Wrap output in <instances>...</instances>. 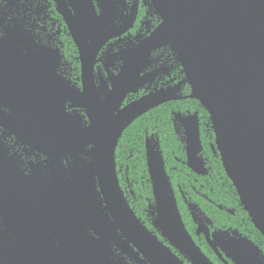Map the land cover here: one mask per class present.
Returning a JSON list of instances; mask_svg holds the SVG:
<instances>
[{
	"label": "water",
	"instance_id": "1",
	"mask_svg": "<svg viewBox=\"0 0 264 264\" xmlns=\"http://www.w3.org/2000/svg\"><path fill=\"white\" fill-rule=\"evenodd\" d=\"M137 1L117 25L118 6L124 8L125 0H53L79 53L83 92L76 102L91 125L78 142L93 145V160L85 179L67 185L10 181L0 163V264H128L111 243L122 255H129L130 245L140 264H184L131 209L115 166L125 128L157 106L181 99L177 87L166 88L121 109L126 95L140 85L151 52L164 46L174 52L190 87L184 98L196 100L208 114L224 173L264 237V0H149L161 26L117 53L122 66L99 100L93 84L96 56L108 40L132 27ZM176 119L183 128L187 167L207 175L197 114ZM57 120L55 141L73 144L75 134L60 138L64 130ZM146 159L153 227L192 264H213L182 222L158 143L146 147ZM194 221L197 235L204 234L218 255L219 248L235 264H264L261 250L246 237L215 232L210 238L209 221L196 215Z\"/></svg>",
	"mask_w": 264,
	"mask_h": 264
},
{
	"label": "flooded vegetation",
	"instance_id": "2",
	"mask_svg": "<svg viewBox=\"0 0 264 264\" xmlns=\"http://www.w3.org/2000/svg\"><path fill=\"white\" fill-rule=\"evenodd\" d=\"M133 1L125 0L124 8L118 6V16L114 20V24L122 25L128 18ZM94 4L99 13L97 3L94 2ZM161 23L160 17L149 0L137 1V13L132 27L122 35L108 40L96 56L93 69V84L95 94L99 100L105 99L106 94L111 90V79L119 73L122 66V61L117 53L149 37L161 26ZM111 55L112 57L109 58ZM140 77V85L135 92L126 95L121 104V109L149 93L166 88L177 87L176 96L181 99L169 101L162 105L192 100L184 98L189 96L191 91L188 95H184V89L188 84L185 81L182 67L169 46L157 48L151 52L149 62L141 71ZM82 92L83 84L79 53L63 17L56 11V5L53 0H0V163L4 165V175L8 180H24L29 184L38 181H56L67 185L68 183L85 179L88 176L93 160L91 153L93 145L78 142L80 136L91 125L86 110L78 106L76 102L78 95ZM150 111L127 126L118 141L115 150L118 182L122 176H125V179L128 180L127 174L124 175L122 168L116 165V152L120 141L124 135L129 134L132 126ZM195 114H197L199 121L197 112L171 113L173 132L182 145L185 154V159L182 161L171 153L172 160L179 164L182 163L186 167L185 137L183 128L177 122L176 115L185 117ZM57 116L64 130V134L60 138L67 139L75 134L76 141L73 144L68 142L58 144L55 141L59 127ZM156 143H158L159 151L163 157L165 171L169 178L179 213L181 215L180 203L182 202L194 225L192 235L187 230L181 215L187 232L213 264H235L219 248L220 255H218L209 246L204 234L197 235L198 224L194 221V216L196 215L209 221L206 225L209 229L210 238L215 232H225L230 235L238 233L248 240L250 239L238 229L232 227L219 229L215 227L211 218L196 203L191 201L192 198L187 196V193L185 194L180 185H176L174 189L169 173L171 171L178 172L179 169L176 166L171 168L167 166L168 160L164 158L160 137L156 132H144L143 145L147 173L146 147L155 146ZM125 144L130 146V138ZM210 149L213 156H218L214 140L210 143ZM202 154L203 147L201 157L208 171L207 175H197L187 167L194 175L192 178V183L194 184L198 183L197 177L209 176L208 158H204ZM148 181L152 195V202L148 206L150 226H147L139 218L140 221L184 264H192L185 255L162 238L153 227L152 221L155 216L152 212L154 211L155 202L149 173ZM187 183L208 205L220 211L225 210L228 214L233 215L232 210L224 209L220 205L214 204L206 193L196 190L190 180ZM96 191L99 192V189L97 188ZM122 192L124 193L123 190ZM101 208L104 209L103 205ZM194 238H202L204 240L208 249L214 254L216 261L211 260L205 254ZM250 241L253 242L252 240ZM111 245L114 253L120 254L128 264H140L139 259L141 256L130 245L129 255H122L115 248L117 246L113 245V243ZM255 245L260 249L257 244ZM261 253L264 258L262 250Z\"/></svg>",
	"mask_w": 264,
	"mask_h": 264
},
{
	"label": "trees",
	"instance_id": "3",
	"mask_svg": "<svg viewBox=\"0 0 264 264\" xmlns=\"http://www.w3.org/2000/svg\"><path fill=\"white\" fill-rule=\"evenodd\" d=\"M190 89L188 86L184 89V95H188ZM172 112H197L200 121V136L203 147V157L208 158V167L210 168L209 176L197 177L198 183H192L194 175L182 163L179 164L172 160L174 157L184 160L185 154L182 145L176 138L172 129ZM146 129V131H144ZM144 132H156L161 141V148L164 158L168 160V167L176 166L178 172H170L169 176L174 186L180 185L182 190L190 196L201 210H203L213 221L215 227L222 229L232 227L238 229L255 244H257L264 254V238L254 229L247 214L240 205L236 191L224 173L220 158L213 156L210 149V143L214 140L211 123L206 111L197 101L185 100L174 102L157 107L139 119L130 129L128 135H124L116 152V165L122 168L123 174H127L119 179L121 189L125 197L138 218L147 226L149 225L148 206L152 202L151 187L148 181V173L144 158L143 137ZM130 138V146L126 141ZM196 187L201 193H206L207 197L216 205L224 209L233 211V215L228 214L225 210L220 211L213 206L208 205L204 199L199 197L195 190L190 187L187 181ZM201 186V188H200ZM181 202V201H180ZM181 215L187 230L193 235L194 225L191 222L185 207L180 203ZM205 254L213 261H216L214 254L208 249L202 238L196 239Z\"/></svg>",
	"mask_w": 264,
	"mask_h": 264
}]
</instances>
